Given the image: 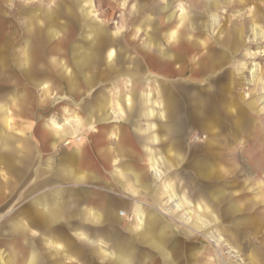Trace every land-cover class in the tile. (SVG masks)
<instances>
[{
    "label": "rangeland",
    "instance_id": "374dc122",
    "mask_svg": "<svg viewBox=\"0 0 264 264\" xmlns=\"http://www.w3.org/2000/svg\"><path fill=\"white\" fill-rule=\"evenodd\" d=\"M91 2L0 0V223L19 209L39 223L32 201L62 189L70 193L66 215L54 228L62 247L71 242L74 258L59 264H115L118 244L132 250L136 264H253L251 254L264 255V0ZM40 10L30 25L27 17ZM48 10L57 11L58 32L45 27ZM166 14L174 15V25L185 15L191 32L181 28L186 37L174 51L163 37L174 27ZM159 45L174 53L182 75L156 74L152 55L160 54ZM208 51L215 69L197 74L191 59L203 66ZM147 106L176 131L168 136L175 157L167 159L180 164L160 162V176L148 149L161 155L167 137L159 132V143L148 141ZM199 106L210 121L198 119ZM6 116L8 126L1 121ZM204 122L217 125L213 135ZM82 148L85 158L69 162L67 154ZM205 163L213 167L210 176L200 170ZM129 167L145 170L147 189L128 186ZM64 170L91 178L78 181ZM182 194L193 206L205 202L216 221L205 213L199 229L195 215H185L187 205L176 206ZM137 208L166 228L173 262L132 229L136 222L142 227ZM40 252L51 260L49 247ZM0 253L7 264H23L28 248L0 234Z\"/></svg>",
    "mask_w": 264,
    "mask_h": 264
},
{
    "label": "crops",
    "instance_id": "0c3cea01",
    "mask_svg": "<svg viewBox=\"0 0 264 264\" xmlns=\"http://www.w3.org/2000/svg\"><path fill=\"white\" fill-rule=\"evenodd\" d=\"M85 1L88 5L92 4L91 0H85ZM39 12H41V10L32 14V17H27L28 21L31 20L32 22L30 23V25L31 24L33 25L34 21L39 20V17L42 16L41 14H39ZM90 12L89 13L87 12L86 16H88ZM43 15L47 20V24L45 27L46 28L48 27V29H50L52 32H58L57 30L58 28L57 27V23H58L57 22V19H58L57 11L48 10L47 12H44ZM173 16L171 14L164 15V17H166L168 22L170 23L177 21L176 19L173 18ZM185 21H186V16L185 15L180 16V19L176 23V25H174L173 23L174 27L170 31L164 32L163 37H164L165 42L167 44H170L173 47L171 50H173L174 47L178 45L179 43L184 42L186 33L187 34L191 33L189 32V28L186 26ZM181 28H183L186 31V33L185 32L181 33L180 32ZM196 43H197L196 47H199V46L205 47V45L207 44V40L205 42H196ZM182 49L183 47H181L180 45L177 48H175V50H178V51H181ZM171 50L166 49V47L163 48L161 45H159L158 51H160V54L152 55L154 68L156 70L157 75L161 76L164 73L167 76H170L169 75L170 73H175L178 75L183 74L182 72H184V69L173 66L174 61L176 60V57L174 55H171V54H174ZM211 56H212L211 52L208 51V55L206 57V63L203 66L199 62H195L193 58L191 59L193 63V69L196 71L197 74H204L206 72H210L211 70L214 71L215 68L214 67L211 68L210 66L211 61L213 59L211 58ZM170 67L172 68L171 72L169 71ZM202 70H205L206 72H202ZM147 99H149L148 101L151 102L150 98H147ZM224 99L225 98H223V100ZM203 105L204 104H202V106ZM148 106L144 114H145V117L152 120V122L148 125L149 127L143 131V133L145 134V136H147L148 141L152 144L159 143L160 133L161 134L165 133L163 135L167 137L166 140L160 141L161 144L159 145V147H160L161 155H159L156 151L153 152L152 150L148 149L150 151L149 152L150 167L153 168V171H155L154 168H156L157 166L159 167V163L162 161H165L163 163L167 165V168H168V165H170V167L174 165L175 167V165L180 164L178 163L179 161H177L179 159L177 158H170V160L167 159L168 156L170 155H172V157H175V154L173 153L174 139H171V140L168 139V136L170 134L176 132L175 130H173L174 126L168 125L170 121L167 120L168 119L167 116H161V118L157 120L155 118V115H157L156 114L157 110H155V108L154 109L148 108ZM200 106L198 108L199 110L198 119L205 117L206 121H210L211 120L210 117H207L206 115H204L203 112H200V109H201ZM216 118L217 117L214 116V120ZM7 119H8V116L4 117V119L1 120L4 126L9 125V119L8 120ZM159 122H161L162 124L160 129H158V127L156 126V124H160ZM198 122L199 124H201L200 121ZM204 125H205V122H204ZM205 126H208L209 128V125H205ZM216 126L217 125L214 126V130L216 129ZM204 130H206V128ZM178 131L179 130H177V132ZM90 137L92 136L90 135ZM171 138H174V136H172ZM162 143L164 144L166 143L167 145L165 153H163V150H162L163 149ZM120 145L123 148H125L128 152H130L131 154L133 155L137 154V152L134 151V148L131 145H125V144H120ZM100 150H103V148L101 147ZM163 154L165 155L163 156ZM67 157H68L69 162L76 161L78 158L84 159L85 150L83 148L78 151L76 150V152L67 154ZM1 158L2 157H0V160ZM177 173H174V175H179ZM64 174L65 176H69V177H72V175L74 174L73 178H77L78 181H85L91 178V176L88 175L89 174L88 172L75 173L73 170H64ZM145 174L146 172L144 169L140 170V169H133V167H129L126 169V172H124L123 176L126 178H129L128 186H130L132 190L137 191L139 190V188L147 189V184L145 183ZM69 194L70 193L63 191L62 189H54L50 191L48 194L40 195L34 201H32V206L39 208L40 213L42 214L41 219H40L41 221L39 223H36L27 214V212L24 209L17 210L7 221L0 223V234L10 235L13 237V240H19L20 244H23V246L26 245V248H28V256H27L26 261H24L23 264H59L62 257L72 262L74 258L73 257L74 250H73L71 242H68V243L66 242V246L62 247L61 244L63 240L60 239V236L58 235L59 234L58 230L54 228V224L58 220L63 219V217L66 215L64 213V205H65L64 198L65 196ZM184 196L186 197L187 200L189 199L188 194L187 195L184 194ZM155 197L157 198L156 195L154 196V198ZM195 204L197 205H194V206H198L199 203H195ZM139 210L146 217L147 227L146 228L139 227V224L136 222V224L132 226V229L141 238L142 241H146L148 245L154 248L160 256L165 258L167 262L168 261L169 263L173 262V258L171 257V254L167 252V248H166V246H168L167 236L165 232L166 228L162 227V224L160 223V221H158L155 215L149 212L145 214V212H143L140 208L136 209L135 211L136 216ZM38 233H41L43 235L42 239L36 238ZM81 235H84V233H81ZM40 246L49 247L50 256L48 257L53 261L48 260L46 257L43 256V254L40 252ZM61 248H64L62 252H60L59 250ZM116 249L117 250L115 254L116 255L115 264H136L134 263L136 262L135 261L136 258L135 256H133L132 250L129 249L126 245L118 244ZM100 251L104 253L102 257L105 258L106 257L105 255L107 254V252L104 251L102 248L100 249ZM12 252L14 254L16 251L13 250ZM111 255H114V254L111 253ZM0 258L3 264H7L4 261L1 253H0ZM249 259L253 262V264H255L254 263L255 261L264 260V255L262 257H259V255L257 254H251L249 256ZM256 264H259V263H256Z\"/></svg>",
    "mask_w": 264,
    "mask_h": 264
},
{
    "label": "bare ground",
    "instance_id": "6f19581e",
    "mask_svg": "<svg viewBox=\"0 0 264 264\" xmlns=\"http://www.w3.org/2000/svg\"><path fill=\"white\" fill-rule=\"evenodd\" d=\"M241 1V0H240ZM89 13V12H88ZM49 14V13H48ZM57 17V16H56ZM198 19V18H197ZM254 25L256 26V30H257V32H259V33H261V28H259V26L256 24V23H254ZM261 29V30H260ZM241 31L242 30H240L239 31V33L235 36V38H236V43L237 44H241L242 43V36H241ZM99 44V43H98ZM95 52V51H94ZM112 56H114V52H113V50H111L110 51V58L112 57ZM85 61H84V59H83V63H84ZM202 72H206L205 70H202ZM195 100V99H194ZM223 101V105H224V107L225 106H227V105H229L228 103H227V101L224 99V100H222ZM196 103L197 104H199V105H201V101H199V102H197L196 101ZM8 120V119H7ZM243 121V120H242ZM206 128V131L209 129L210 130V132L212 133V132H214V125H212V126H210L209 125V128H208V126H205V127H203V129H205ZM144 131V130H143ZM208 135V134H207ZM212 135H213V133H212ZM215 148V147H214ZM213 148V149H214ZM219 150V149H218ZM214 153V152H213ZM163 160V159H162ZM157 163V162H156ZM158 164V163H157ZM156 165V164H155ZM158 167V166H157ZM154 168V170L156 171V173H158V168ZM257 169L258 170H262L260 167H259V165H257ZM200 170H202V173H204L205 175H209L210 176V174L212 173V171H213V167L212 166H210V164H207V163H205V165H203V167L200 169ZM246 171V170H245ZM159 174V173H158ZM159 176H160V174H159ZM170 189V188H169ZM172 193V192H171ZM212 195H214V196H216L217 195V193H211ZM213 196V197H214ZM170 197L173 199V198H177L178 197V195L176 194V193H173V194H171L170 195ZM179 200H180V203H177L176 204V206H181L182 208H184L186 205H187V212H186V216H188L189 217V219H191L192 218V216H194V218H196V225H197V227L199 228V229H201V228H204L205 226H206V223H205V221H204V217H205V213H211V217H212V220H214V221H216V215H214L213 214V212H211L210 211V209H209V206L204 202L203 204H198V206H197V208H198V210H197V212L193 209V205L191 204V202L189 201V200H187L186 199V197L182 194L181 195V197H179ZM187 203V204H186ZM191 205V206H190ZM195 205H197V204H195ZM190 207H191V209H190ZM195 208V207H194ZM137 217H138V219H139V223L141 224L140 226H142V228H146L147 227V221H146V217L144 216V214L139 210L138 211V214H137ZM144 230V229H143ZM145 231V230H144ZM146 233V232H145ZM145 235V234H144ZM154 240V239H153ZM0 264H3L2 263V260H1V258H0Z\"/></svg>",
    "mask_w": 264,
    "mask_h": 264
}]
</instances>
